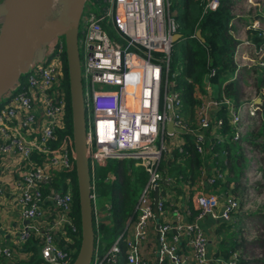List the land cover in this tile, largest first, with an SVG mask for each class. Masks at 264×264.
I'll use <instances>...</instances> for the list:
<instances>
[{
    "label": "built area",
    "instance_id": "obj_1",
    "mask_svg": "<svg viewBox=\"0 0 264 264\" xmlns=\"http://www.w3.org/2000/svg\"><path fill=\"white\" fill-rule=\"evenodd\" d=\"M198 1L203 12L216 10L220 3ZM178 29L170 0H86L83 6L78 47L96 225L102 219L95 192L101 167L111 159L135 160L134 167L141 168L146 176L135 203V217L130 216L131 228L117 235L105 253L95 245L89 264L220 262L222 259L208 254V235L201 222L205 218L231 222L241 210L240 200L232 194H226L223 203L212 193L197 194L194 215L189 206L181 210L170 202L166 186L173 182L164 175L162 163L179 142L178 133L167 129L168 123L193 133L203 162L212 152L206 142L207 131L211 125L216 128L221 124L220 119L212 118L213 113L222 105L228 107L230 124L235 128L233 141L241 140L243 121L242 104L224 94L214 97L212 83L204 77V91H195L196 128L190 130V122L181 112L182 97L169 80L173 37ZM250 29L260 31L262 41L256 44L245 38L236 44L235 73L242 67L264 68V22L254 20L245 26L246 34ZM65 48L63 37L51 39L42 57L33 60L0 97V200L11 202L27 222L13 231L11 243L3 238L6 229L0 222V256L6 264H17L12 249L23 248L32 235L40 237L39 264H72L74 260L69 233L76 234L71 217L75 145L73 131L68 133L66 128ZM253 92L256 97L243 102L249 105L251 119L257 117L259 109ZM177 151L182 152V147ZM202 164L200 170L204 172ZM109 178L107 174L105 180ZM157 218L161 223L156 224L157 242L152 245L151 228ZM181 242L187 251L179 250ZM144 249L153 260L144 258ZM226 264H239L235 253Z\"/></svg>",
    "mask_w": 264,
    "mask_h": 264
},
{
    "label": "trees",
    "instance_id": "obj_2",
    "mask_svg": "<svg viewBox=\"0 0 264 264\" xmlns=\"http://www.w3.org/2000/svg\"><path fill=\"white\" fill-rule=\"evenodd\" d=\"M234 3L235 0H220L216 10L203 12L202 6L199 4L198 0H181V3L178 6V9L181 11L175 12V18H177L176 22L178 23L179 28L182 27V29L187 30L189 37L182 48L180 60L177 61V58L172 55L169 80L173 82L174 90L178 91L182 97L181 112L190 121V130L196 128L194 107L198 103V100L195 96V91L197 88L204 91L202 87L204 77H206L216 88V98H219L221 94H224L238 104L240 97L243 95H241L238 80L227 81L228 79H226L228 74L234 73L237 69V64L234 60V50L239 41L232 34L234 28L233 23L237 22H233V19L238 18L232 13ZM256 19L264 22V16L261 17L257 15L245 19L240 18L239 23L247 26ZM197 30H200L204 41H201L197 37ZM259 32L260 31L258 30H247L248 38L256 44H259L262 41L261 37L258 36ZM258 69L263 70L260 79L256 73ZM212 71H214V74H211ZM253 73L256 74L254 89L257 97L261 98L258 105L259 110L257 111V117L254 119L259 118L260 125L253 128L252 133H250L249 137L247 140H244V142L246 144L250 143L255 148L254 150L260 149L264 153V94L262 93L264 90V68H253ZM225 79L226 83L222 84ZM65 84L69 102L66 116V128L68 133H72V114L67 66ZM212 118L214 120L220 119L221 124L216 128L211 125L207 131L208 139L206 142L212 146V155L210 157L215 158V166H217L218 172L223 173L222 169L227 170V174L224 175V180L218 178L217 172L215 171H213L212 174H209V177L211 176L214 178L212 188L219 189L220 187L226 186L231 180H234L235 187L233 188V193H238V187H236V185L238 184V178L241 177L242 173L238 165L240 162H244L243 164L245 165V163L248 162V159H246L239 151V149H243L239 143L240 141H233L235 128L230 124L228 107L222 105L218 111L213 113ZM253 123L256 124L254 121ZM241 125L242 124H240V126ZM181 136L185 139V145L182 146V152H178L173 159H168L163 162L162 167L168 175L174 174L176 178L181 176L178 180L179 182L189 180L190 183H192L194 180L201 177L200 166L203 165V162L195 149L192 135L188 132ZM122 162L125 163L126 166L125 164L123 165ZM107 166L108 162L106 166L100 168V175L96 187L100 199L104 196H110V207L106 209H109L111 217L101 220L98 225L93 221L95 245H97L98 241L100 247L103 246L101 247L102 250H106L109 247L114 236L123 226L124 218L131 215L133 212L136 189L131 186L130 180L137 175L138 181H144L143 170L139 167H132L125 159L118 160L117 172H114L113 175H110L108 180H105L107 174L104 173V168ZM72 174L75 183L71 217L76 226V234L69 233L71 236L70 238L73 239L69 244L70 249L72 250L71 257L73 260L80 245L81 226L75 167ZM234 196L237 197V194ZM39 241L40 237L32 235L24 244L23 248L19 249L14 247L12 251L16 258V263L39 264L40 260L37 247ZM56 241L60 245L63 244L62 240L57 239ZM236 251H239L236 246H230L225 249L219 247L212 257L224 260L231 257L232 252ZM21 255L25 256V258ZM236 259L239 264L253 263L242 256H239ZM260 260L264 263V259ZM0 263L6 264V261H4L1 256Z\"/></svg>",
    "mask_w": 264,
    "mask_h": 264
},
{
    "label": "water",
    "instance_id": "obj_3",
    "mask_svg": "<svg viewBox=\"0 0 264 264\" xmlns=\"http://www.w3.org/2000/svg\"><path fill=\"white\" fill-rule=\"evenodd\" d=\"M86 0H1L0 1V97L11 89L31 62L40 59L46 44L63 36L70 89L72 131L75 145V169L80 208L81 239L72 264H89L95 249L91 201V178L87 156L86 113L83 99L78 47V28ZM197 37L204 41L200 30ZM174 35L173 41L181 38ZM259 99L256 100L258 103ZM178 134L186 130L173 127ZM155 203L157 188L154 191ZM157 212L156 206L154 208ZM216 222H224L218 219ZM213 234L208 233L211 243Z\"/></svg>",
    "mask_w": 264,
    "mask_h": 264
},
{
    "label": "crops",
    "instance_id": "obj_4",
    "mask_svg": "<svg viewBox=\"0 0 264 264\" xmlns=\"http://www.w3.org/2000/svg\"><path fill=\"white\" fill-rule=\"evenodd\" d=\"M232 13H233V11H232ZM240 18L245 19L244 17H240ZM234 21H237L238 23L234 22ZM233 22H234L233 23L234 28L232 31L233 36L237 39V32H239L240 34L243 33L244 37L242 39H239V40L237 39L238 41H242L243 39L248 38V34L245 35L246 34L245 26L242 25L241 23H239V21L236 18L233 19ZM235 75H236L235 79L238 80L239 85H240L241 95L243 94L240 97L238 104H242L241 115L243 118H245V119H243L242 125L240 126V128H241L240 129L241 140L239 142L240 144H241V141L243 142V144H241V146L244 148V146L246 145L244 140H247L250 133H252L253 128L257 126V123L256 124L253 123L254 118L252 117V120H251V118H249V114H248L249 105L243 104L244 101L248 102L249 95H251L250 92L248 93L249 95L246 94V90H245L246 83L250 82L249 78L251 76L256 77V74L253 73V68L248 69L246 67H242L235 73ZM255 83H256V80H255ZM202 87H203V85H202ZM254 88H255V85L253 86V91L255 90ZM198 89L200 91H202L200 88H198ZM262 93L264 94V90L262 91ZM258 99H259V101L257 103V106L259 105V103L261 101L260 97H258ZM189 133L193 137V133L192 132H189ZM181 135L182 134H177L176 138L178 139L179 143L175 144L176 148L175 147L171 148V152L169 153L170 155H168L169 157H167L163 162H165L168 159H173V157L176 156V154L178 153L177 147H182L183 145H185V139ZM211 155H212V152L210 154H208L206 156V158L203 160V163H204L203 171L204 172H202L200 170L201 171V177L194 180L192 183H190L189 180L179 182L178 180L181 176L176 178V176L174 174L168 175V174H166L165 169L162 167L164 175L171 177L172 182H173L172 186H166L168 193H169L170 202L172 204L176 205V207L180 208L181 210H183L185 207L189 206L191 209V214L194 215L196 213V209L198 206L197 202H196V195L197 194H200V193L210 194V193H212L218 197V200L221 203H223L224 196L226 194H232V195L237 194V198L240 200L241 210L245 209L248 206L247 203H248V200L251 196V194L247 192V185L250 184V179H248V175L251 176L252 172H253V174H254L253 183L255 184V186L257 184H260L259 187H257L255 189V192H254V197H257V200L254 201V204H255L254 206L260 205V209H262L263 205H264V202H263L264 200H263V195H262L263 191L262 190H264V188H263V180H261V177H263L261 175L262 174L261 169L263 168L264 165L261 162H260V164H254L253 171H251V169L247 167V163H245V165H244L243 164L244 162L243 163L240 162L238 167L240 168V171H242V173H241V177L238 178L239 181H238V184L236 185V187H238L237 188L238 193H233V188L235 187V181L234 180H231L230 183H228L226 186L220 187L219 189L212 188V184L214 183V178L211 176L209 177V174H212V172L215 171V172H217V177L224 180L225 179L224 175L227 174V170L222 169L223 170V173H221L222 177H219L218 173H220V172H218V168H217V166H215V162H216L214 160L215 158H211L210 157ZM246 158L248 159L250 157H246ZM250 164H251V161H250ZM162 166H163V163H162ZM128 169H131V168H128ZM137 169H139V168H137ZM257 175L259 176L260 179L257 177ZM246 176H247V178H246ZM145 178H146V176L144 173V181L143 182L138 181L137 175H135L130 180L131 186H133L136 189L135 197H134L135 203H136L138 194L140 192V189L142 188V186L145 182ZM209 179H213V182L210 183ZM233 183H234V185H233ZM95 192H97V187H95ZM97 194H98V192H97ZM98 197H99V194H98ZM97 207H98V209H100V214L102 217L101 220L107 219L108 217H111L109 209H106V208L110 207V202H107L103 205L98 204ZM16 213H17V215H16ZM130 216H133V218L135 217V204H134V209H133L132 214L128 215L127 217L124 218V222H123L124 224L119 229V231L116 233L113 240L115 239V237L117 235H119L123 231L127 232L128 228L129 229L131 228V226H129ZM216 221L217 220L205 218L203 220V222H201V225L203 226L205 233L207 235L209 232H211L213 234L211 243L208 246V254L210 257H212V255L215 254V252L219 249V243H220V241H219L220 236L218 235V232H219V227L221 226L222 223H219ZM0 222L6 229V231L3 232V235H4L3 238L7 239L9 241V243L12 242L13 231L17 230V228L25 226V224L27 223L25 221V219H23L21 217L20 210L18 208H16L13 204H11V202H9V201L3 202V199L0 200ZM159 223H161V220L160 221L156 220L154 229L151 228L152 234L150 236V240H151L152 245H155L157 242V233L155 231H156V224H159ZM224 223H226V222H224ZM182 243L183 242L178 244L179 250L180 251H187V248ZM101 247H103V246H101ZM101 247H100V244L98 243L97 248L99 249L100 253H105L106 250L108 249L107 248L106 250H102ZM143 253H144V258H146L148 260L154 259L153 255L149 256L148 250L144 249ZM212 258H214V257H212ZM123 263L124 262L121 261V264H123Z\"/></svg>",
    "mask_w": 264,
    "mask_h": 264
},
{
    "label": "rangeland",
    "instance_id": "obj_5",
    "mask_svg": "<svg viewBox=\"0 0 264 264\" xmlns=\"http://www.w3.org/2000/svg\"><path fill=\"white\" fill-rule=\"evenodd\" d=\"M170 2H171V14L175 18V12L181 11L180 9H178L181 0H170ZM94 8L96 9V7ZM232 11L234 16L238 17L237 18L238 21H240L239 17L246 18L257 15L263 17L264 0H235ZM176 19L177 18H175V20ZM179 32L181 33L182 37L179 40L175 41L172 46V55H174L177 58V61L180 60L182 48L184 44L187 42L189 37L187 30L182 29V27L179 28ZM238 33L239 32H237V39L238 40L242 39L244 37L243 33L241 34ZM256 73L260 79L263 70L258 69ZM235 78H236L235 73H230L226 77V79H228L227 81L235 80ZM226 79L222 82V84L226 83ZM249 80L250 82L246 83L245 90H246V94L250 92L251 95L249 94L248 95H249V101L251 102V100L256 97L254 92H252L253 86L255 85V77L251 76ZM212 88H213V96L215 97L216 88L214 87L213 84H212ZM221 96L222 94L220 95L219 98H221ZM254 122H256L257 125H260L259 118L254 119ZM241 144H243L242 141ZM254 149L255 148L250 143L249 144L247 143L243 149H239V151L245 158L250 157L248 158L249 160L246 163H247V167L250 168L251 171H253L254 164H260L261 162L264 165V153L260 149H256V150ZM135 162H136L135 160H132L130 162L132 167L135 166ZM124 164L125 163H123V165ZM105 168H106V172H105ZM105 168H104L105 174L113 175L114 172H117L118 160L115 159L109 160L108 166ZM261 173H262L261 175L263 176L261 177V180H263V188H264V166L261 169ZM257 177L259 178L258 175ZM248 179H250V184L247 185V192L251 194L247 203L248 206L247 208L240 210L233 221L226 223L220 222L222 224L219 227V232H218V235L220 236L219 247L221 249H225L230 246L231 247L236 246L237 250L239 251L232 252L231 257H233L235 253L236 258L242 256L243 258L253 262L251 264H264L260 260V259H264V205L262 209H260V205L254 206L255 205L254 201L257 200V197H254V192L255 189L259 187L260 184H257L255 186V184L253 183L254 180L253 172L251 176L248 175ZM262 191H263L262 195L264 200V190ZM107 202H110V196H104L102 199L99 198L98 200L99 205H103ZM157 221H160V219L157 218ZM231 257H229L228 259L220 260V262L212 260V264H214V262L215 264H226V262Z\"/></svg>",
    "mask_w": 264,
    "mask_h": 264
}]
</instances>
